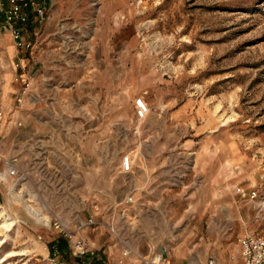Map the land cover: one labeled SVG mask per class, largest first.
Here are the masks:
<instances>
[{"label":"rangeland","instance_id":"rangeland-1","mask_svg":"<svg viewBox=\"0 0 264 264\" xmlns=\"http://www.w3.org/2000/svg\"><path fill=\"white\" fill-rule=\"evenodd\" d=\"M35 1L44 16L29 11L22 26L32 50L0 32V264H121V239L147 257L165 250L172 263L224 254L243 264L239 240L264 233V0ZM55 87L73 96L63 115L54 112ZM98 94L105 131L97 155ZM86 136L85 156L103 152L105 179H115L113 195L124 202L105 213L88 209L95 188L86 194L75 184L92 168L82 164ZM125 156L135 162L128 172L119 168ZM149 158L168 189L158 177L151 210L136 216L130 174ZM239 187L257 197L241 198ZM56 223L82 229L71 240ZM76 241L85 255L74 254Z\"/></svg>","mask_w":264,"mask_h":264},{"label":"crops","instance_id":"crops-1","mask_svg":"<svg viewBox=\"0 0 264 264\" xmlns=\"http://www.w3.org/2000/svg\"><path fill=\"white\" fill-rule=\"evenodd\" d=\"M22 77L24 78H28L26 74H20ZM16 81H21L19 82V85L20 86H24L25 82H27L26 80H16ZM31 82V80H29ZM54 82L56 84V79L54 78ZM21 83V84H20ZM33 84V83H31ZM30 84V85H31ZM29 85V88L26 92V94H28L31 86ZM102 87L104 90V82L102 83ZM105 92V90H104ZM103 93V91H102ZM8 94V93H7ZM25 94V95H26ZM52 95H54V104H55V108H54V112L56 114H58L57 112V106H59V114L63 113L64 111V108H62L63 106H67L66 104L68 102H70V100H72L73 96L71 95V92H65V91H61L58 90V87H55V90H54V93H52ZM29 98V97H28ZM114 99V98H113ZM74 100V99H73ZM97 100L99 102V104L97 105L96 104V112H94L96 114V117L98 118V126L96 127V130H97V143H96V149H97V152L96 154L98 155V150L99 148L103 151L104 149V139L103 137L99 139V133H102L105 131V125H104V121H105V95L104 94H98L97 96ZM115 101V100H113ZM114 106V105H113ZM7 110V108H5ZM21 111H18V113H20ZM63 115V114H62ZM99 118L100 119V122H99ZM3 124H1L0 126H2ZM78 127L79 128V131L83 132V126L82 125H79ZM9 128V127H8ZM8 128L7 130H5L4 128L2 129V133H4L5 131H8ZM86 130V129H84ZM2 143L5 145H9L11 144L12 141H10L11 139L9 138V136L6 135L5 138L2 139ZM17 140V144H16V147H17V153L16 154H21L24 152V140L20 139L19 137L16 139ZM99 144H100V147H99ZM80 145H81V155L83 157V165L85 166V168H89L90 165H92V168H90V170L88 171H85L84 172V179L82 180L83 182L81 183V185L78 184V180L75 179V184L76 186L80 187L81 191H84L86 194L88 191H93V188H95V192L94 194H89L90 198L93 199L91 201V203H88L87 206H88V209L95 204V206L97 208L100 209L101 212L105 213L106 210H111V208H114V207H119V204H123L124 202H121V198L117 197V196H114L113 195V191L112 189L114 188V186L112 184H114V181L115 179H108V181L105 179V174H104V169H105V158L103 156V152H102V156H97V158L95 159V161H92L93 159L91 157H87V155L85 156V151L83 150V148H86L87 147L91 148V143L88 142V137L86 136V138H84V140L82 139V141H80ZM93 146V145H92ZM94 147V146H93ZM71 149H77V147L75 148H71ZM84 153V155H83ZM148 160V161H147ZM145 159L144 160V167L140 168L139 171H136L132 174H130V179H129V195L133 196V199L136 200L137 204L135 205V207H137L136 209V216L137 214L139 213H144L146 212L148 209L151 210L150 206L148 203H152L151 199L154 197V195L152 194L153 191H159L158 189V186L155 185L158 181V177H160V190L161 192H163L165 189H168V185H164L163 186V183H166L168 181V178H167V174H164L163 172L160 174V173H150L149 172V168L151 167L152 169V166H153V162L152 159ZM121 161L119 162V168L121 167ZM135 162L132 161V167L131 169H133L134 167V164ZM96 166V167H94ZM96 171V176L94 177L93 176V171ZM163 176H166L163 178ZM112 183V184H111ZM164 189V190H163ZM92 193V192H91ZM89 202V201H88ZM148 202V203H147ZM137 218V217H136ZM134 219V218H133ZM233 251H236L235 250V246L231 248ZM108 250L105 251V253H107L108 255V259H114L113 255V251L110 250L109 252H107ZM168 256V255H167ZM221 256V257H220ZM225 255L223 254H219V257L221 258V262H219L220 258H216L218 264H233L231 261H225L223 259ZM240 258V257H238ZM239 260L235 258V262L234 264H237ZM183 263V262H182ZM207 263V261H206ZM205 263V264H206ZM177 264H180V263H177Z\"/></svg>","mask_w":264,"mask_h":264},{"label":"built area","instance_id":"built-area-1","mask_svg":"<svg viewBox=\"0 0 264 264\" xmlns=\"http://www.w3.org/2000/svg\"><path fill=\"white\" fill-rule=\"evenodd\" d=\"M7 8L2 11L5 12L4 20L0 23V32L10 34L17 45L18 48L24 50H32V45L27 43L22 37V26H25L29 21V11L35 12L39 17L44 16L45 8L42 7L35 0H5ZM3 0H0V7H3ZM19 65H17L18 67ZM29 88V84H26L23 95L26 94ZM22 97L18 98V102H22ZM136 113L139 119H145L149 113V106L143 97L137 98L135 101ZM1 116V114H0ZM2 157L0 156V163ZM123 170L125 172L130 171L132 167V158L130 156H125L122 162ZM9 173L11 175L17 174V168L9 163ZM237 192L243 199H255L257 197V192L254 190H246L245 188H237ZM132 201L130 197L126 204ZM56 229H60L64 232L65 236L71 240H75L77 234L81 231L82 227L76 228L74 231L65 230L61 223L55 224ZM110 232L117 233L116 225L113 224L109 228ZM120 242L123 245L121 252V264H177L172 263L168 260L164 253H157L151 257H147L142 254L139 250L133 247V245L128 241V239H121ZM241 245V257L243 264H264V233L261 235L251 234L242 237L240 240ZM75 245V255H85L89 250L86 244L82 241L74 242ZM93 254V252H92ZM180 264H191L188 262H183ZM206 264H218L216 258L211 257L207 260Z\"/></svg>","mask_w":264,"mask_h":264},{"label":"bare ground","instance_id":"bare-ground-1","mask_svg":"<svg viewBox=\"0 0 264 264\" xmlns=\"http://www.w3.org/2000/svg\"><path fill=\"white\" fill-rule=\"evenodd\" d=\"M8 221H10V219L8 218V219H6V223L8 222ZM44 221H45V223H46V225H49V220L48 219H44ZM12 224H14V222L13 221H11V223L10 224H6V226H11ZM5 226V225H4Z\"/></svg>","mask_w":264,"mask_h":264},{"label":"water","instance_id":"water-1","mask_svg":"<svg viewBox=\"0 0 264 264\" xmlns=\"http://www.w3.org/2000/svg\"><path fill=\"white\" fill-rule=\"evenodd\" d=\"M162 252L164 253V256L166 257V251H165V250H163Z\"/></svg>","mask_w":264,"mask_h":264},{"label":"trees","instance_id":"trees-1","mask_svg":"<svg viewBox=\"0 0 264 264\" xmlns=\"http://www.w3.org/2000/svg\"><path fill=\"white\" fill-rule=\"evenodd\" d=\"M61 245H64V243H62Z\"/></svg>","mask_w":264,"mask_h":264}]
</instances>
